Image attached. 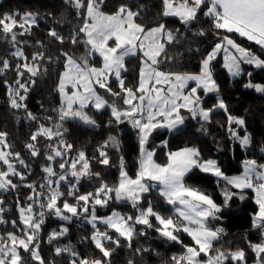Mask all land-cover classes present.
<instances>
[{
	"label": "snow or ice",
	"instance_id": "6c2138e0",
	"mask_svg": "<svg viewBox=\"0 0 264 264\" xmlns=\"http://www.w3.org/2000/svg\"><path fill=\"white\" fill-rule=\"evenodd\" d=\"M66 3L76 10L83 21L78 31L70 36V42L73 45L83 43L87 51L80 58L67 52L62 53L64 71L59 74L57 85L61 98L58 122L53 127L39 125L30 136L31 142L25 145L30 155L37 157L40 155V149L35 143L38 138L45 137L52 141L47 145L45 159L48 163L42 168L43 182L39 185H23L30 189V194L27 196V203L21 204L17 200L19 223L11 221L15 231L0 234V264H24L22 252L28 253L37 264H44L39 254L40 233L46 217L49 216L69 223L73 218L83 217L87 220L93 229L92 235L87 238L104 258L112 255V250L107 244L119 247L120 239L123 238L130 247L134 235L137 234L135 225L153 228L150 218H154L158 222L155 231L167 240L181 243L178 234L184 232L195 242L194 247L185 246L182 255L173 256V264H247L243 249L213 251L214 242L222 238L224 229L208 225L210 220L220 219L217 213L221 208L204 192L186 186L184 178L193 168L212 173L234 188L255 191L258 210L252 218V227L257 229L261 239L258 243L249 242V248L256 256L255 264H264V164H258L256 160H246L243 174L229 178L224 176L215 160H202L200 151L196 148L185 147L171 152L168 154V162L161 165L153 160L154 149L149 150L146 147L155 130L167 128L172 131L185 123L182 110L189 113L192 119L203 122L210 121L212 113L217 109L227 113L222 99L218 98L215 105L206 109L202 106L199 95L201 90L205 95L219 91L211 70V63L219 53L223 52V66L232 77L241 76L242 63L264 68V59L254 56L225 36L202 58L199 73L164 71L162 66L174 59L168 55L167 49L180 40L182 34L179 30L169 29L162 21L154 26L137 23L142 6H130L127 2L120 3L111 13L103 10L106 7L105 0H66ZM161 4V18H177L188 28L202 12L205 17L213 20L216 29L238 33L264 48V0H161ZM36 25L37 16L33 13L0 14V34L12 44V55L22 61L16 65L17 77L14 84L8 85L10 106L16 110L23 109L26 118L31 121H38V117L28 111L24 101L30 87L36 82L35 78L46 71L43 62L50 61L51 57L40 51L33 54L29 60L17 47L20 43L17 35L26 34ZM17 28L21 30L19 33L15 31ZM48 34L61 44L65 42V38L54 28L50 29ZM199 35L203 36L204 32L201 31ZM109 41H114V46H110ZM94 54L102 58V66L99 68L89 64V58ZM128 57H138L140 60L137 84L134 88L126 86L123 75L128 71ZM10 67L7 59L0 60V73ZM26 73L28 79L25 80ZM248 75L251 76V73ZM110 78L118 83L119 92H113L109 87ZM190 82H194V86L189 87ZM97 87L118 98L123 107L102 98L96 91ZM245 87L264 93V86L260 84L249 81ZM89 106L96 111L109 108L111 117L117 124L127 121L137 132L141 158L135 179L130 178L121 167L118 185L110 187L101 183L95 191L82 194L79 191L81 180L99 176V173L91 171L90 161L84 152H79L75 158L68 156L73 146L62 139L67 131L62 122L79 120L94 126L96 122L85 111ZM228 123L231 137L238 141L242 148H247L252 142L251 136H240L231 127L233 124L243 127L244 119L228 115ZM110 145L118 147L115 137H109L98 149V162L105 166L109 164V158L104 149ZM164 145L166 146V142ZM261 152L264 153V148H261ZM57 163L59 171L55 167ZM17 165L25 169L29 167L19 153L11 151L7 133L0 131V192L14 191L21 186L14 183L11 177H18L21 182L26 180L25 174L20 172ZM62 186L67 190L61 191ZM156 186H159L160 196L167 204L173 206L175 218L162 216L151 204L147 208L140 206L143 194ZM113 193L117 201L131 202L138 215L124 216L113 211L107 217L97 216L96 206H107L113 198ZM232 195L234 193L225 192V205ZM69 197L75 203H69ZM2 204L3 201L0 200V214L4 211ZM3 223L8 221L0 215V224ZM98 223L103 224L105 229H111L116 234L115 237L107 230L102 231L97 226ZM68 231V227L61 223L51 230L48 242L65 236ZM54 251L56 255L70 253L73 257L71 264H105L102 260L78 258V254L68 246L56 247ZM201 254L207 259L202 260Z\"/></svg>",
	"mask_w": 264,
	"mask_h": 264
},
{
	"label": "trees",
	"instance_id": "16d2710c",
	"mask_svg": "<svg viewBox=\"0 0 264 264\" xmlns=\"http://www.w3.org/2000/svg\"><path fill=\"white\" fill-rule=\"evenodd\" d=\"M122 2H127L130 6H142L141 15L137 23L145 26H154L158 22H164L173 31L179 30L182 34L180 40L168 46L167 52L174 59L162 66V70L178 73H196L200 71L201 60L215 46L227 36L247 48L251 53L264 59V48L253 41L241 37L238 33L227 32L223 29H216L210 17H205L199 13L197 19L185 28L177 18H161V0H105L104 11L111 13ZM135 10V7H134ZM33 13L37 16V25L31 27L30 31L24 35H17L20 42L17 47L21 48L25 57L29 60L33 54L46 52L51 60H45L43 65L46 71L35 78V84L30 87L24 103L28 111L38 117V121H31L26 118L23 109L16 110L10 106V96L8 85H13L17 73L16 65L21 63L18 58L12 55L14 51L10 41L4 37L0 39V60L7 59L11 67L0 73V131L7 133V142L11 146V151L19 153L20 157L29 165L27 169L17 166L20 172L24 173L26 180L21 182L18 177H11L14 183L19 186L10 192H0V200L3 201V216L8 223L0 224V234H7L15 231L11 221L19 223V213L17 200L21 204L27 203V196L30 189L24 184L39 185L43 182L42 168L48 163L45 159L47 155V145L52 143L45 137H39L35 142L40 149V155L32 157L25 147L30 143V136L37 130L39 125L53 127L58 122L57 107L60 105V95L57 91L59 74L64 70V58L62 53L67 52L77 58L83 57L87 51L83 43L73 45L70 36L82 26V19L77 15L76 10L66 0H0V14L9 13ZM55 29L65 38L63 44L49 36V30ZM19 33L20 29H15ZM203 31L204 35L199 33ZM40 42V43H38ZM89 64L100 65L101 58L94 54L89 58ZM140 60L138 57L126 58L128 71L124 73L127 87L134 88L137 84ZM245 72L239 77L229 75L223 66L222 55H218L211 63L213 79L218 85V92H213L203 99V104L207 108L215 105L218 98H221L226 107L227 113L222 109H217L212 113L208 122L188 117L186 122L180 126L176 132L168 136V131H154L147 146L155 151V159L160 164L168 162V152L185 147H195L200 151L201 159H213L223 171L229 174L240 173L243 170V163L247 159H255L258 162L264 161V93L257 92L254 88H246L249 81L253 84L264 86V68L245 66ZM251 73V76L248 75ZM24 79H28L27 73ZM109 87L113 92H119L118 83L111 79ZM101 94L110 99H117L111 96L104 89ZM119 101V100H118ZM87 113L96 122L94 126L86 125L79 120H66L63 127L67 129L62 137L66 143L71 144L72 150L68 156L75 158L79 152H84L90 161V169L99 176L82 179L79 185L80 193L95 191L101 183L110 187H115L120 181V171L123 167L127 174L135 177L139 170L140 149L136 130L125 121L117 124L111 117L109 108L96 111L89 106ZM228 115L244 119L245 125L241 128L240 134L249 132L252 142L248 149L242 148L238 141L231 137L229 132ZM51 117V119H49ZM203 125V129H201ZM236 129L238 125H231ZM109 137H115L118 147L109 146L104 149L109 158L107 166L98 162L100 149ZM166 140V146L163 142ZM162 143V144H161ZM123 162V163H122ZM56 170L59 171L58 163ZM186 186L193 187L210 195L220 204H225V192L234 193L229 200V206L221 212L220 219L210 222L211 227H222L225 234L217 241L213 248L221 250L243 249L246 253L247 264H254L256 256L249 248V242H260V234L252 227V218L257 212L258 205L253 199L252 191H242L233 187L224 188L217 178L209 173H204L198 168H193L184 178ZM66 191L65 187H61ZM248 194L245 198L241 195ZM113 200L107 206H97L98 215L108 214L113 210H118L126 216H135L137 209L131 203L118 202L114 193ZM69 203H75L72 198H68ZM62 203V201H61ZM151 204L154 210L164 216H174L172 206L167 204L160 196L158 189H152L143 194L141 206ZM64 223L69 231L65 236L48 242V235L52 229ZM102 229L107 230L115 237L111 229H105L103 224H98ZM158 223L154 221L153 228L143 225H135L136 235H134L131 246L123 238L120 239V246L107 244L112 250V255L104 258L102 253L95 248L90 237L93 229L90 223L83 217L69 222H62L52 217H46L43 230L40 233V256L44 264H71L73 257L68 252L61 255L55 254V248L68 246L78 254V258L92 260H102L105 264H173L172 257L180 256L185 251V246L194 244L192 237L184 232H180L181 243L169 241L162 237L155 227ZM144 232V235H140ZM19 235V232H17ZM139 249V251H137ZM24 264H37L28 253H21ZM229 264V262H226Z\"/></svg>",
	"mask_w": 264,
	"mask_h": 264
},
{
	"label": "rangeland",
	"instance_id": "374dc122",
	"mask_svg": "<svg viewBox=\"0 0 264 264\" xmlns=\"http://www.w3.org/2000/svg\"><path fill=\"white\" fill-rule=\"evenodd\" d=\"M29 13V12H28ZM24 13H22L21 15H23ZM5 36L4 35H2V34H0V39H2V38H4ZM231 39V38H230ZM233 40V39H232ZM237 45H239L240 47H242V48H244V49H246V50H248L247 48H245L244 46H242V45H240L238 42H236L235 40H233ZM109 45L110 46H114V41H109ZM19 48V47H18ZM21 49V48H20ZM231 50V49H230ZM231 51H233L234 52V50H231ZM249 51V50H248ZM222 55V60H223V65H224V63H225V60H224V54H223V52H221V53H219L218 55ZM254 56H256V57H258V58H260L258 55H256V54H254V53H252ZM98 55V54H97ZM217 55V56H218ZM236 55H239L238 53H236ZM101 58V57H100ZM260 59H262V58H260ZM92 66H95V67H97V68H99V67H101L102 66V58H101V64L100 65H92ZM245 66H253V67H255V65H248V64H244V63H242L241 64V69H242V73H244L245 72ZM256 68V67H255ZM212 70V69H211ZM227 70V69H226ZM64 71V70H63ZM62 71V72H63ZM228 71V70H227ZM200 72V71H199ZM199 72H196V73H188V74H197V73H199ZM229 73V72H228ZM229 75H230V73H229ZM231 76V75H230ZM112 78H110V80H111ZM110 80H109V82H110ZM191 86H194V82H190V84H189V87H191ZM100 88H96V91H97V93L102 97V98H104V99H106V100H108L110 103H112V102H115L116 104H117V106L118 107H123V105L117 100V99H110V98H108V97H106L105 95H103V94H101V90H99ZM209 94H211V93H209ZM209 94H207V95H209ZM199 95H200V97H201V99H202V106L204 107V108H206L207 109V107H205L204 106V104H203V99H204V97L205 96H207V95H205V93L201 90L200 92H199ZM219 99H221V98H219ZM216 103H217V101H216ZM215 103V104H216ZM60 105H61V98H60ZM60 105H58V107H57V111L59 110V108H60ZM86 112H87V109L85 110ZM182 115H184L185 116V122H186V120H187V118L188 117H190V115H189V113H187L186 111H183L182 110ZM182 126V125H181ZM180 127V126H179ZM178 127V128H179ZM177 128V129H178ZM241 128H243V127H241V126H238L235 130L239 133V135L240 136H243V135H245V134H248V135H250L249 134V132H247V133H245V134H240V129ZM177 129L176 130H172V131H170V130H168L167 128H159V129H157V130H155V131H168V136L171 134V133H174V132H176L177 131ZM164 142H166V140L164 141ZM164 142H163V144H164ZM162 144V143H161ZM250 146V145H249ZM248 146V147H249ZM146 147L149 149V150H152V149H150L147 145H146ZM248 147L247 148H244V149H248ZM193 148H195V147H193ZM183 149V148H182ZM182 149H178V150H174V151H171V152H176V151H179V150H182ZM197 149V148H196ZM171 152H168V154L169 153H171ZM140 158H141V154H140ZM153 160L156 162V163H158L157 161H156V159H155V151H154V156H153ZM207 160H209V159H207ZM207 160H204V161H207ZM211 160H213V159H211ZM247 160H255V159H247ZM246 161V160H245ZM257 161V160H256ZM258 162V161H257ZM217 163V162H216ZM158 164H160V163H158ZM258 164H264V161L263 162H258ZM161 165H163V164H161ZM18 166V165H17ZM217 166L220 168V170L222 171V173L224 174V176H227V177H229V178H231V177H235V176H239V175H242L243 174V172H244V163H243V170L240 172V173H236V174H229V173H226L225 171H223L222 169H221V167L218 165V163H217ZM124 169V168H123ZM125 170V169H124ZM126 171V170H125ZM209 174H212V173H209ZM187 175V174H186ZM213 175V174H212ZM130 178H132V179H135L136 178V176L135 177H132V176H130V175H128ZM216 177V176H215ZM217 178V180L219 181V183H222L223 185V187L224 188H226V187H233V186H231V185H229V184H227V182L225 181V180H223L222 178H218V177H216ZM148 183H154V182H148ZM185 183V182H184ZM234 188V187H233ZM154 190V189H158V191H159V186H156V187H153V188H151V190ZM62 191V190H61ZM242 191H252L253 192V199H254V201H256V199H257V196H256V193H255V191H253L252 189H243ZM225 195V194H224ZM246 195H248V194H243V195H241V197H243V198H245V196ZM220 208H221V211L219 212V213H217V216H220L221 215V212L223 211V210H225L228 206H229V200L227 201V205H220V204H218L215 200H214V198L213 197H211L210 195H208ZM115 197V196H114ZM113 200V198L110 200V201H112ZM118 202H128V203H131V202H129V201H118ZM141 206V205H140ZM172 206V205H171ZM141 207H143V208H147V206H141ZM172 210H173V206H172ZM258 210V209H257ZM113 211H117V212H119L121 215H124V216H126L125 214H123L122 212H120V211H118V210H113ZM112 211V212H113ZM112 212H110V213H108V214H102V215H98V213H97V206H96V215L97 216H99V217H107L108 215H110ZM173 212H174V210H173ZM158 213V212H157ZM160 214V213H159ZM136 215H138V211L136 212ZM135 215V216H136ZM162 215V214H161ZM129 216V215H128ZM131 216V215H130ZM134 216V217H135ZM162 216H164V215H162ZM164 217H169V216H164ZM173 218H175V213H174V216H172ZM150 220H151V223L153 224L154 223V221H156L154 218H150ZM87 221V220H86ZM211 221H213V220H210L209 221V227H211L210 226V222ZM157 222V221H156ZM158 223V222H157ZM98 224H100V223H98ZM98 226V225H97ZM100 229H102L100 226H98ZM193 227H195V226H193ZM103 231V230H102ZM187 234V233H186ZM224 234H225V231H224ZM223 234V235H224ZM216 244H219L218 242H214V246L216 245ZM190 246H195V242H194V244L193 245H190ZM213 246V247H214ZM213 251H214V248H213ZM211 254V253H210ZM201 259L202 260H206L207 258L206 257H204L203 256V254H201ZM255 264V263H254Z\"/></svg>",
	"mask_w": 264,
	"mask_h": 264
},
{
	"label": "water",
	"instance_id": "95a60500",
	"mask_svg": "<svg viewBox=\"0 0 264 264\" xmlns=\"http://www.w3.org/2000/svg\"><path fill=\"white\" fill-rule=\"evenodd\" d=\"M46 53V52H45ZM44 63V62H43Z\"/></svg>",
	"mask_w": 264,
	"mask_h": 264
}]
</instances>
